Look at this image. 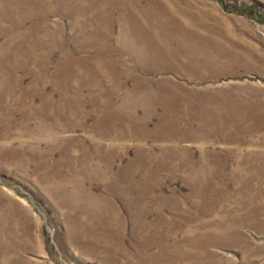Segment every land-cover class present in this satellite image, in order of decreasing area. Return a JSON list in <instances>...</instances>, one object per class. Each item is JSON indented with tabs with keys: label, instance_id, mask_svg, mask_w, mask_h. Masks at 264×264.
<instances>
[{
	"label": "rangeland",
	"instance_id": "rangeland-1",
	"mask_svg": "<svg viewBox=\"0 0 264 264\" xmlns=\"http://www.w3.org/2000/svg\"><path fill=\"white\" fill-rule=\"evenodd\" d=\"M186 51L193 64L169 65ZM65 201L117 211L114 255L85 249L105 228L73 242ZM0 202L27 212L32 264H154L163 246L190 250L187 234L211 264H264V0H0ZM253 207L263 231L237 227ZM170 228L144 247L143 230Z\"/></svg>",
	"mask_w": 264,
	"mask_h": 264
},
{
	"label": "bare ground",
	"instance_id": "bare-ground-1",
	"mask_svg": "<svg viewBox=\"0 0 264 264\" xmlns=\"http://www.w3.org/2000/svg\"><path fill=\"white\" fill-rule=\"evenodd\" d=\"M127 10L128 11L126 12V17L128 18H134L139 20L143 15V12L137 9L136 10L127 9ZM171 28L172 27L167 28V33H172L175 38L177 37V35H181L180 33L184 32L185 30L184 27L183 28L173 27L172 29ZM182 34H185V36H183V38L181 39L180 44H177L178 46L184 47L187 41H188V45H190L189 43H193L190 33L185 31V33ZM199 49L206 53V58L204 59V61H201L200 58L198 57L196 58L194 54H191L193 52L186 51L185 54L183 55L185 58L182 57L181 59H179L174 55L175 60L173 63L176 64L171 63L169 65L172 66L174 69H181V67H188V65L193 64L191 63V61L194 58H196L199 61V64H203V62H206L208 59H210V56H212V54H209L206 51L208 49L207 43L200 42ZM221 56H224V54H221ZM17 102L18 103L21 102V99L17 100ZM25 109L26 111L28 110V112L31 113L30 107L28 105L25 106ZM31 118H32L31 115H27L26 121L30 120ZM51 157H52L51 152L42 153L38 150H35V148H33L31 154L28 155L29 160H33L36 163H38L40 167H44V173L48 172L51 175L61 176L62 172L61 169H59L58 162L48 161V159H51ZM101 157L105 160L110 159L108 152L103 153ZM82 158L83 161L88 159L87 156H83ZM110 166L111 165L107 164L105 167L108 168L107 170H109ZM117 180H121V179H117ZM106 181L109 182L108 180ZM110 188L111 187L109 183H107V189L110 190ZM80 204L81 203H77V202L73 203L71 201L64 202V206L65 205L69 206L71 209L69 210V212L67 211V213L65 214L66 222L71 223L70 225L71 228L68 231L70 234L69 236L73 239L74 243H77L78 236L80 237L89 236L92 238L93 235L95 236L96 233L95 228L98 230L105 228L102 230L104 233L103 236L102 234H100L101 238H99L98 240L91 239L88 242V244H86L85 249L91 252L94 248L95 252L101 253L100 254L101 258L105 257L109 259L111 255H114V252H113V248H108L106 245L107 243H105L107 236L106 228L109 226V224L112 227L113 226L112 223L115 221L119 224V228L121 229V227H123L124 225L123 218L120 215L116 214L117 211H115L116 213H114L113 215L111 214V216L109 215L107 217H104L102 211L95 210L90 205H82V204L80 205ZM253 208H256L255 212L251 214H242L240 218L237 219L239 221L237 227L242 225H249L252 228L258 227L259 231H263L262 229L263 226H258L256 222L251 221L252 219L255 218L257 219L260 215L259 207H253ZM128 209H130L129 210L130 213H133V210H136L137 206L131 205ZM143 216L138 215L139 218L136 221L137 227L139 223L143 221ZM81 217H83L84 219H82ZM80 219L82 220L81 223L78 225L77 223L79 222ZM184 220H186V217L184 218ZM262 222L263 221H257V223H262ZM232 227L234 226H231L229 230H231ZM139 231L141 232L142 230ZM150 232L151 230L142 231V235L140 237L144 239L143 240L144 247H147L148 245L150 246L149 239H153L154 242L156 243L159 240H162V238L166 236L174 235L176 232V228H172L169 231V233L165 235L159 233L153 235ZM235 232H236V236H233V234L231 235L233 242H235L236 240L243 239V241L236 243L240 246L245 247L247 245L246 243L247 241L244 240L245 237L239 231L235 230ZM236 237L238 239L235 240L234 238ZM31 238H33L32 226L30 225L28 214L24 210V208L19 207L14 202L13 203L0 202V259L8 258L14 260L16 264H32L23 254V252L27 251V249L29 248L28 244L31 242ZM184 239L188 241L189 246L191 248L190 250H183L182 253H179L177 249L181 247H178L177 245H176L177 246L176 250H172L170 246H163L159 250L158 253L159 256H156L157 260L153 261L154 264H211L219 257V256L217 257V255L210 252L211 247L209 246V244L200 245L199 244L200 241L199 240L196 241L197 239H199L197 237V234L194 235L187 234L185 235ZM195 241L199 245L197 244L191 246V244L196 243ZM209 242L210 244L213 243L211 240H209Z\"/></svg>",
	"mask_w": 264,
	"mask_h": 264
}]
</instances>
